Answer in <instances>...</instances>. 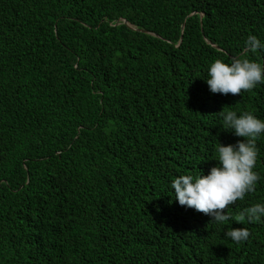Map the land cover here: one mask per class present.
Wrapping results in <instances>:
<instances>
[{
    "label": "trees",
    "instance_id": "obj_1",
    "mask_svg": "<svg viewBox=\"0 0 264 264\" xmlns=\"http://www.w3.org/2000/svg\"><path fill=\"white\" fill-rule=\"evenodd\" d=\"M218 58L264 66V0H0V264H264V216L236 221L264 204V134L232 219L171 188L246 139L224 107L264 120V82L210 90Z\"/></svg>",
    "mask_w": 264,
    "mask_h": 264
},
{
    "label": "clouds",
    "instance_id": "obj_2",
    "mask_svg": "<svg viewBox=\"0 0 264 264\" xmlns=\"http://www.w3.org/2000/svg\"><path fill=\"white\" fill-rule=\"evenodd\" d=\"M245 44L253 53L262 46L254 35H250ZM208 76L206 80L213 93L240 95L245 91L251 92L264 82V66L247 58H234L230 64L218 58L211 63ZM224 109L219 112L224 130H234L237 136L246 139L237 145L225 146L220 143L216 158L219 164L212 167L208 175H181L171 184L174 199L180 205L211 215L218 223L232 219L225 212L229 206L243 200L248 193L255 192L260 179L255 171L258 159L256 141L264 134V120L252 112L238 115L236 111ZM262 216L264 204L257 203L243 210L236 221L242 224L245 221L259 222ZM250 234L247 227L231 228L226 237L240 243L246 241Z\"/></svg>",
    "mask_w": 264,
    "mask_h": 264
},
{
    "label": "water",
    "instance_id": "obj_3",
    "mask_svg": "<svg viewBox=\"0 0 264 264\" xmlns=\"http://www.w3.org/2000/svg\"><path fill=\"white\" fill-rule=\"evenodd\" d=\"M122 23H126L127 25H130L128 22H126L124 19H122ZM184 26V23L182 24V28ZM181 39V38H180Z\"/></svg>",
    "mask_w": 264,
    "mask_h": 264
},
{
    "label": "rangeland",
    "instance_id": "obj_4",
    "mask_svg": "<svg viewBox=\"0 0 264 264\" xmlns=\"http://www.w3.org/2000/svg\"><path fill=\"white\" fill-rule=\"evenodd\" d=\"M121 22H122V20H121Z\"/></svg>",
    "mask_w": 264,
    "mask_h": 264
}]
</instances>
